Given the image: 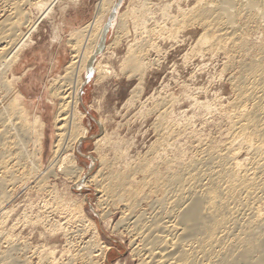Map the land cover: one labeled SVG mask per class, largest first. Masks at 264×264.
Segmentation results:
<instances>
[{
  "label": "rangeland",
  "instance_id": "1",
  "mask_svg": "<svg viewBox=\"0 0 264 264\" xmlns=\"http://www.w3.org/2000/svg\"><path fill=\"white\" fill-rule=\"evenodd\" d=\"M101 1L40 0L45 3L43 7L25 8L29 16L27 29L31 33L20 54L19 60L23 62L7 74V81L17 93L15 98L19 96L20 106L26 109L30 122L40 117L39 122H44V126L41 124L40 129L36 125L33 135L36 143L28 147L35 154L39 171L28 176L30 165L26 163L23 169H13V175L19 169L18 176L22 178L6 184L7 196L0 204V264L141 263L140 257L133 253L140 246L135 219L140 214L152 219L159 212L157 205L161 197L150 196L135 209L138 216H131L135 213L130 207L110 201L98 183L88 182V187L82 190L75 188V180L65 172L67 162L63 159L58 160L60 164L55 162L61 127L55 119L62 103L54 91L67 85V68L77 47L87 44L91 32L98 33L91 24ZM200 1L122 0L119 4L114 27L107 31L103 51L93 62L92 79L81 87L79 95L77 111L82 115H76L79 119L75 118L78 122L75 123L81 130L79 127L76 132L80 134L85 127L88 138L79 147L70 144L72 151L69 149L64 154L75 157L78 168L83 169V178L88 175L87 179L96 178L105 186L103 175L148 162L159 166V171L164 173L165 168L159 165L163 162L164 148L159 145H163L161 140L166 131L172 134V144L169 143L183 153L185 165L211 149H224L231 140L233 120L229 107L235 99L234 82L241 74L240 61L245 58L247 64L250 62L249 57L255 56V50L263 45L264 35L254 25L247 29L243 25L252 45L248 57L242 59L233 52L230 55L229 48L211 53L209 44L205 46L210 53L206 47L202 52V48L198 49L199 42L207 32L203 24L180 25L200 9L203 3ZM129 57L144 62L145 70L140 77L121 73ZM96 66L102 70L108 68L107 77L99 80ZM87 76L86 70L81 79L86 82ZM163 111L167 113L164 120ZM174 153L168 157H175ZM240 155L243 163L252 158L245 151ZM104 161L106 166L101 167ZM174 167L170 170L177 169ZM135 173L133 181L138 184L145 173ZM30 178L33 179L28 181ZM261 209L264 212L263 206Z\"/></svg>",
  "mask_w": 264,
  "mask_h": 264
},
{
  "label": "bare ground",
  "instance_id": "2",
  "mask_svg": "<svg viewBox=\"0 0 264 264\" xmlns=\"http://www.w3.org/2000/svg\"><path fill=\"white\" fill-rule=\"evenodd\" d=\"M42 2L0 0V93L2 95L0 174H3L0 177V204L7 196V182H18L20 168H25V164L29 163L30 169L27 172L30 177L36 175L37 170L39 171L36 169L35 154L30 152L28 147L36 143L33 138L36 125L39 127L44 122H39L40 117L30 122L26 116V109L20 106L19 96L15 98L17 93L9 86L7 74L12 72L16 64L19 66L23 62L19 60L20 54L27 45V36L31 33L27 29L29 16L25 8L28 6L41 8L45 4ZM117 2L118 0H102L97 5L96 17L91 26L98 33L95 35L91 32L88 41H85L87 44L82 43L83 47L81 41L78 43L80 46L76 49L74 60L67 68L69 78L65 80L66 76L62 77L67 85L57 87L56 91L53 90L57 92L62 103H60L61 111L55 119L61 126L58 129L60 139L55 146V153L59 155L55 162L58 164L62 159L63 162H67L65 172L75 180V188L82 190L81 188L88 187V182L98 183L97 185L110 201L126 204L133 213L137 212L135 209L139 204L150 196L161 197L157 205L160 213L155 214L152 219H146L142 215L143 218L140 213L139 216L136 213L131 215L138 216L134 226L138 229L136 236L140 240V246H137L139 248H135L133 253L140 257V264H264V212L261 209V206L264 207V41L262 46H257L259 48L254 52L256 55L249 57L248 64L243 58L248 57L252 45L248 34L244 32L245 29L243 31V25L246 29L254 25L264 35V0H201L200 2L203 3L200 4V9L180 23L184 27L191 22L203 24L207 32L199 42L198 49L202 48V52L209 44L211 53L213 51L217 53L220 48H229L230 55L233 52L237 54L236 57L243 58L242 61H240L242 58L240 60L235 58L241 63V66L239 65L241 74L234 82L235 99L229 107L232 111L230 118L233 120V125L231 122L233 134L224 149L220 151L211 149L208 154L203 153L201 158L193 159L185 165L183 153L174 148L175 145H171L172 134L166 131L165 134L162 133L163 145H159L161 149L164 148L163 162L159 164L165 168L164 173L159 171V166L156 164L142 163L136 165L134 169L131 167L106 177L103 175L106 184L104 186L100 181L99 184L96 178L87 179L88 175L83 178V169L78 168L75 157L65 155L69 149L72 151L74 144L79 147L80 142L88 138V130L85 127L80 134L76 132L81 130V127L79 126L78 129L75 123L76 119H79L76 115L81 112L77 111L79 95L82 93L81 87L85 86L93 75V62L103 51L107 31L114 27L116 10L120 7ZM223 51L220 49L219 53ZM132 57L127 58L121 73L127 74L128 77H140L145 70L144 62H138ZM137 59L139 60V57ZM99 67L96 66L97 71H95L100 75L98 76L100 80L109 73L106 71L108 68L104 67L106 70H102L98 69ZM86 70L88 78L85 82L81 79V74ZM18 95L22 97L21 93ZM166 114L161 117L163 120ZM39 128L41 129L42 126ZM66 140L71 143H67ZM174 151L175 157L169 158L168 154ZM244 151L252 157L249 162L247 161L248 163L240 161V154ZM105 161L101 167L106 166L107 161ZM173 166L177 167L174 171L170 170ZM17 167H19L18 171L13 175L15 171L13 169ZM140 171L145 175L140 183L138 181V184H135L133 174L136 172L135 175H138ZM145 189H149V192L145 193ZM102 199L105 201L104 198ZM5 259L8 261L7 257ZM83 259L86 261L87 258ZM72 263L70 261V264Z\"/></svg>",
  "mask_w": 264,
  "mask_h": 264
},
{
  "label": "water",
  "instance_id": "3",
  "mask_svg": "<svg viewBox=\"0 0 264 264\" xmlns=\"http://www.w3.org/2000/svg\"><path fill=\"white\" fill-rule=\"evenodd\" d=\"M121 1H122V0H121ZM121 1H120V3H119V4H121ZM119 4H118V6H119ZM92 76H93V75H92ZM92 76L90 77V79L92 78ZM90 79H89V80H90Z\"/></svg>",
  "mask_w": 264,
  "mask_h": 264
}]
</instances>
